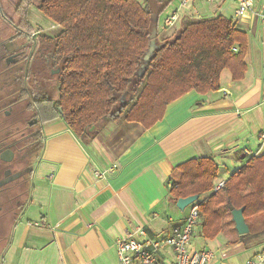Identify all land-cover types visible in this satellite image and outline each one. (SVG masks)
Instances as JSON below:
<instances>
[{
    "label": "crops",
    "instance_id": "1",
    "mask_svg": "<svg viewBox=\"0 0 264 264\" xmlns=\"http://www.w3.org/2000/svg\"><path fill=\"white\" fill-rule=\"evenodd\" d=\"M254 1V10L234 22L248 35L242 78L234 80L225 69L219 90L187 93L150 128L111 121L93 127L92 137L84 141L60 117L43 125L33 187L13 228L10 219L0 227L5 236L0 240V264H118V238L139 227L149 235L165 236L184 222L189 207L179 209L170 194L176 166L213 157L220 165L217 184L249 158L264 154V0ZM230 2L232 11L225 17L233 20L237 0ZM228 3L197 0L183 18L223 15ZM51 23L58 35L63 27ZM220 212L221 232L227 234L229 219ZM258 220L264 223V213L247 223L254 226ZM198 233L202 234V219L195 236ZM227 236L232 245L213 250L215 258L209 264H246L264 249V241L253 244L251 238L245 243ZM165 255L170 261L171 253ZM259 264H264V257Z\"/></svg>",
    "mask_w": 264,
    "mask_h": 264
},
{
    "label": "trees",
    "instance_id": "2",
    "mask_svg": "<svg viewBox=\"0 0 264 264\" xmlns=\"http://www.w3.org/2000/svg\"><path fill=\"white\" fill-rule=\"evenodd\" d=\"M172 1L24 0L26 21L28 8L36 5L63 27L55 37H43L58 70L57 98L47 105L45 119L62 118L84 141L92 137L93 127L111 121L150 128L183 95L219 90L225 69L234 80L242 78L248 35L223 15L183 18L175 33L163 40L157 32V46L145 58L152 31L159 28L160 15ZM38 146L43 148L41 139ZM219 171L213 157H199L176 166L170 176L175 202L207 194L198 202L202 233L210 239L222 231L218 208L223 205L244 207L246 222L264 213V154L249 158L215 190ZM255 235L251 230L239 234L245 243Z\"/></svg>",
    "mask_w": 264,
    "mask_h": 264
},
{
    "label": "flooded vegetation",
    "instance_id": "3",
    "mask_svg": "<svg viewBox=\"0 0 264 264\" xmlns=\"http://www.w3.org/2000/svg\"><path fill=\"white\" fill-rule=\"evenodd\" d=\"M23 8L24 0H0V227L10 219V229L33 187L47 105L57 98L52 89L58 70L43 41L56 35L34 26L31 6L26 21Z\"/></svg>",
    "mask_w": 264,
    "mask_h": 264
},
{
    "label": "built area",
    "instance_id": "4",
    "mask_svg": "<svg viewBox=\"0 0 264 264\" xmlns=\"http://www.w3.org/2000/svg\"><path fill=\"white\" fill-rule=\"evenodd\" d=\"M197 0H178L175 8L167 12L163 19V26L168 29L177 28L183 18V13ZM213 5L216 0H204ZM254 0H237L234 22L254 10ZM199 17V13L193 14ZM264 22V13L262 14ZM103 176L102 172L96 173ZM225 181L215 185L220 189ZM200 204L198 201L189 206V212L182 224L172 227L165 236L149 235L145 227L128 232L125 237L118 238L116 248L118 264H209L215 258V253L208 247L192 248V241L200 223ZM171 253V260L167 262L165 254ZM264 257V249L256 258H250L246 264H259Z\"/></svg>",
    "mask_w": 264,
    "mask_h": 264
},
{
    "label": "rangeland",
    "instance_id": "5",
    "mask_svg": "<svg viewBox=\"0 0 264 264\" xmlns=\"http://www.w3.org/2000/svg\"><path fill=\"white\" fill-rule=\"evenodd\" d=\"M142 1L144 2V0H142ZM230 3H232V2H230V0H229V3L225 5V12L226 13H223V16H226V14H230V12L232 11V6L233 5L230 4ZM177 4H179L178 3V0H175V2L173 3V5L171 7L168 6L161 13L160 18H159V28H158L159 29V31H158L159 32V35H158V40H163V39H165L167 37L172 36L175 33V31L177 30V28L168 29L167 27L163 26V19H164L165 15L167 14V12L172 11ZM8 5L9 4H6L5 8H6L7 12L9 14H11L10 12H13V9L11 7H9ZM221 14H222V12L216 13V15H221ZM187 18H190V17H185V19H187ZM30 19L34 23V26L35 27L43 28L45 31H48V32H51V31H54L55 30L52 27V23H51L52 20L49 17H47L46 15H44L41 12V10L36 5H32L31 6ZM54 78L56 79V77H54ZM57 83H58V81L55 80V86L56 85L58 86ZM52 90H53V92H56L57 93L56 87H55V89H52ZM136 123H138V122H136ZM220 211H222L223 215H225L227 217V219H229V220H226L228 222L227 223V227H226L227 228V231H228L227 234H229L233 238H236L237 241H238V239L241 240V238L239 236V233L237 232V230L235 228L234 221L233 220H230V219H232V216H231V213L228 211L227 207L224 206V205L221 206ZM250 230H251L252 233L256 234L253 237V238H255L254 239L255 241H252L253 239H251V241H249L250 243H253L254 244V242L257 243V242H263L264 241V223H263L262 220L261 221L260 220L255 221L254 222V226L253 225L250 226ZM227 234L225 233V230H224L223 232L219 233L213 239H210V238H206L203 235V233L202 234L201 233H198L197 236H195V238L193 239L192 248L200 249V248H203V247L206 246L209 249L216 250V249H218L219 246L220 247L221 246H228L229 244L232 245V242H231V240H229L230 238H228ZM203 245H205V246H203ZM200 246H202V247H200Z\"/></svg>",
    "mask_w": 264,
    "mask_h": 264
},
{
    "label": "water",
    "instance_id": "6",
    "mask_svg": "<svg viewBox=\"0 0 264 264\" xmlns=\"http://www.w3.org/2000/svg\"><path fill=\"white\" fill-rule=\"evenodd\" d=\"M153 17H154V15H153ZM157 32H158V29L155 27L152 31V34H151L152 41H151L149 52L147 53V55L145 57L146 59H148L150 57V54L154 51V49L157 46L156 39H155ZM199 199H200L199 194H194V195H190L187 197H180L177 200L176 205L179 209L184 210L185 208L189 207L191 204L198 201ZM229 209L232 212L233 220L235 222V226H236L238 233L240 235L248 233L250 231V228H249V226L245 220L244 207H242L240 209H236L233 206H230Z\"/></svg>",
    "mask_w": 264,
    "mask_h": 264
}]
</instances>
